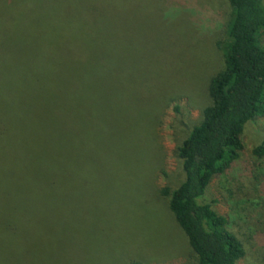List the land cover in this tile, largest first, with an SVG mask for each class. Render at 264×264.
<instances>
[{
	"label": "rangeland",
	"instance_id": "374dc122",
	"mask_svg": "<svg viewBox=\"0 0 264 264\" xmlns=\"http://www.w3.org/2000/svg\"><path fill=\"white\" fill-rule=\"evenodd\" d=\"M21 1L47 5L0 0V37ZM54 5L17 95L0 103L2 194L18 175L33 173L36 196L14 214L34 217L37 261L198 264L164 191L183 182L178 148L202 121L210 81L226 67L229 1ZM90 35L81 76L67 85L73 53ZM16 97L30 118L8 117ZM263 140L264 115L246 125L240 160L202 199L241 238L246 255L236 264H264V159L253 154Z\"/></svg>",
	"mask_w": 264,
	"mask_h": 264
},
{
	"label": "trees",
	"instance_id": "16d2710c",
	"mask_svg": "<svg viewBox=\"0 0 264 264\" xmlns=\"http://www.w3.org/2000/svg\"><path fill=\"white\" fill-rule=\"evenodd\" d=\"M228 1L232 17L224 48L226 67L210 81L211 104L204 110L202 121L178 148L184 180L174 191H164L198 264H236L246 255L245 246L228 219L202 199L212 180L240 160L246 125L264 115V0ZM56 2L47 0L43 9L36 1H21L18 9L8 13L0 37V103L8 104L17 95L32 53L47 33ZM88 16H91L89 25L96 24L91 21L93 14ZM90 37L86 47L80 43L73 53L75 70L73 75L65 76L69 79L67 85L81 76L80 64H85L82 60L88 56ZM16 100L20 104L23 99L16 97ZM6 112L12 121L19 115L30 118L33 113L21 104L8 107ZM253 154L264 159V140ZM21 174L5 187L6 198L0 185V264H39L34 217L22 219L14 214L20 201H29L37 191L33 173Z\"/></svg>",
	"mask_w": 264,
	"mask_h": 264
}]
</instances>
